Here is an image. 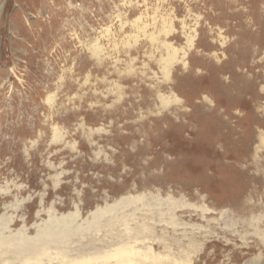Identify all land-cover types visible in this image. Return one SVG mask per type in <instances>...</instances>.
I'll return each mask as SVG.
<instances>
[{"label": "rangeland", "instance_id": "rangeland-1", "mask_svg": "<svg viewBox=\"0 0 264 264\" xmlns=\"http://www.w3.org/2000/svg\"><path fill=\"white\" fill-rule=\"evenodd\" d=\"M138 223L167 264H264V0H0V242Z\"/></svg>", "mask_w": 264, "mask_h": 264}, {"label": "bare ground", "instance_id": "bare-ground-1", "mask_svg": "<svg viewBox=\"0 0 264 264\" xmlns=\"http://www.w3.org/2000/svg\"><path fill=\"white\" fill-rule=\"evenodd\" d=\"M136 201H137V198H131V199L129 198V200H127L126 202L121 200V201L116 202L114 205L115 206L116 205L121 206L123 204V205L129 206V205L135 204ZM106 213H107V210H104V211L97 210V211L93 212L92 215H90L91 216V222L87 223L88 226H89V224H92V227L93 226L96 227L99 224L98 220H100L101 218H102L101 220H103V217L106 215ZM68 216H70V217L64 218V219L68 220L69 218L73 217V215H71V214H68ZM111 220H113V219H111ZM62 221H63V219H62ZM84 223H86V222L84 221ZM60 224H63V223H60ZM70 224H69V226H70ZM58 226L60 227L59 224H58ZM71 226H72V224H71ZM139 226H140L139 230L137 228V231H136V233H134V235L126 234L124 238L111 239V240H106V241L103 240V241H100L97 243H96V240L91 239L85 243L86 246H84L80 249L74 248L75 250L74 249L72 251L70 250V252L67 251L66 248H64V246L63 247L58 246V248H55V249L54 248H52V249L48 248V246L50 244L54 243V245H55L56 244L55 241L43 243L42 245L36 244L34 246H39V247H34V246H32V244H30L31 240L29 241L28 238H26L28 240H20L19 239L18 241H15V242H14V240L16 238L14 240H6V241H4L3 240L4 238H3V239H1L0 244H1V246L5 247L6 249L12 248L13 246L18 247L20 250L30 247V249L28 251V255L25 256L26 255L25 254L24 255L25 257H22L23 259H22L20 264H167L168 262L171 263V260L168 258V256L156 254L157 252L155 251L156 252L155 253L153 250V245L156 242L155 241L156 239L150 238V236L153 233V232H151V229L153 226L149 227L146 224H143V225L139 224ZM98 228H99V226H98ZM48 229H50V228H48ZM67 231H68V229H67ZM64 233H65V231H64ZM50 234H52V233L50 232ZM86 234H87V231H86ZM42 235H44V234H42ZM61 235H63V234H61ZM13 236H11V237H13ZM66 236L68 238L67 241H69V238H71L70 235H69V237H68V235H66ZM81 239H83V238H81ZM65 240H66V237H65ZM61 242H64L63 239ZM160 242H162L164 244L165 240L162 239V240H160ZM190 243L193 244V242H190ZM89 247H91V248H89ZM165 249L166 250L169 249L168 246L165 247ZM50 250H53V251H50ZM26 251H27V249H26ZM4 252H2V253H4ZM20 254H21V252H20ZM22 254H23V252H22ZM189 256L190 255H188V257ZM181 259L177 261L178 264H188L189 263V262L187 263L184 260V258H181ZM17 260H19V258ZM0 263L1 264H10V261L8 263L7 261L3 260ZM12 264H13V262H12ZM172 264H175V261Z\"/></svg>", "mask_w": 264, "mask_h": 264}]
</instances>
